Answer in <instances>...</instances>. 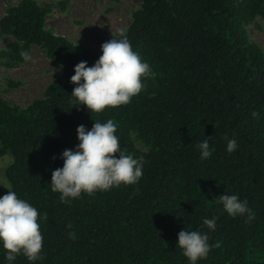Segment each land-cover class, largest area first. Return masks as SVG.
<instances>
[{
	"label": "trees",
	"instance_id": "1",
	"mask_svg": "<svg viewBox=\"0 0 264 264\" xmlns=\"http://www.w3.org/2000/svg\"><path fill=\"white\" fill-rule=\"evenodd\" d=\"M69 1L55 4L65 11ZM135 1L126 35L155 75L130 103L100 113L74 106L70 77L77 63L91 66L102 53L46 26L53 3L21 0L0 19V36L10 39L0 50L3 67H17L20 53L36 46L60 69L24 108L0 98V155L12 156L5 177L43 217L35 264H189L176 246L184 228L220 244L197 264H264V52L247 30L264 20V0ZM108 119L121 147L144 158L142 177L62 201L50 185L60 154L79 143V125L90 130ZM205 138L215 151L201 159ZM229 138L238 144L232 152ZM233 193L248 202L252 221L223 211L218 197ZM212 217L214 231L203 225ZM0 264H8L2 247ZM12 264L30 262L19 255Z\"/></svg>",
	"mask_w": 264,
	"mask_h": 264
},
{
	"label": "clouds",
	"instance_id": "2",
	"mask_svg": "<svg viewBox=\"0 0 264 264\" xmlns=\"http://www.w3.org/2000/svg\"><path fill=\"white\" fill-rule=\"evenodd\" d=\"M101 55L91 65L81 61L74 66L70 82L75 85L71 95L76 99L75 107L84 105L91 113H100L107 107L130 103L144 89V81L154 77L151 65L140 53L134 51L125 29H120L111 39L100 46ZM24 61H31L30 51L20 53ZM62 67V65H61ZM258 117L257 112H253ZM117 125L108 119L94 121L90 130L84 125L76 129L79 143L74 149H65L60 154L63 166L51 174V190L60 194L67 202L79 198L81 193L93 194L108 191L121 184H137L143 175L144 158L134 157L121 147V139L116 134ZM238 147L237 140L227 139L226 150L232 152ZM197 149L201 159H208L215 151L209 139H203ZM8 192L0 196V247L5 250V260L12 264L19 255L30 264L41 259L44 237L38 209L27 200L20 198L9 186ZM219 203L231 217L247 216L252 221L255 216L246 200L237 194H223ZM218 217L204 218L203 225L210 231L217 227ZM69 236L75 238L74 233ZM209 233L200 230H181L177 244L189 264H197L207 257L213 247L209 243Z\"/></svg>",
	"mask_w": 264,
	"mask_h": 264
},
{
	"label": "rangeland",
	"instance_id": "3",
	"mask_svg": "<svg viewBox=\"0 0 264 264\" xmlns=\"http://www.w3.org/2000/svg\"><path fill=\"white\" fill-rule=\"evenodd\" d=\"M21 0H0V19L8 6ZM38 5L53 3L52 12L47 16L46 26L55 34L66 37L76 44L100 50L103 42L120 29H126L132 13L139 7L135 0H70L65 11H60L55 0H35ZM249 39L264 52V20L255 19L248 28ZM10 42L0 36V50ZM31 61H24L8 69L0 63V98L11 105L28 106L34 99L41 98L45 88L60 76L59 67L50 61L44 52L34 46ZM11 83V85H9ZM12 163L9 153L0 155V196L8 192L9 183L5 170Z\"/></svg>",
	"mask_w": 264,
	"mask_h": 264
}]
</instances>
